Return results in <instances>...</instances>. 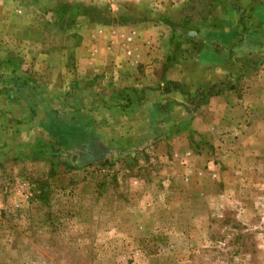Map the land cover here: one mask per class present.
<instances>
[{
  "label": "rangeland",
  "instance_id": "obj_1",
  "mask_svg": "<svg viewBox=\"0 0 264 264\" xmlns=\"http://www.w3.org/2000/svg\"><path fill=\"white\" fill-rule=\"evenodd\" d=\"M188 8L175 57H197V32L240 42L241 66L164 82L177 97L154 113L128 107L146 89L125 91L92 114V160L0 95V264H264V0Z\"/></svg>",
  "mask_w": 264,
  "mask_h": 264
},
{
  "label": "crops",
  "instance_id": "obj_2",
  "mask_svg": "<svg viewBox=\"0 0 264 264\" xmlns=\"http://www.w3.org/2000/svg\"><path fill=\"white\" fill-rule=\"evenodd\" d=\"M188 1L0 0V95L7 93L9 104L24 97L34 131L92 160L91 133L100 123L92 114L113 112L110 102L119 107L118 97L146 89L151 97L132 102L128 107L135 110L125 109L154 113L177 97L162 93L164 82L219 83L241 66L240 42L217 36L206 42L197 32L190 38L197 57H175L172 38L181 25L176 20L189 15ZM190 41L185 51H191Z\"/></svg>",
  "mask_w": 264,
  "mask_h": 264
},
{
  "label": "trees",
  "instance_id": "obj_3",
  "mask_svg": "<svg viewBox=\"0 0 264 264\" xmlns=\"http://www.w3.org/2000/svg\"><path fill=\"white\" fill-rule=\"evenodd\" d=\"M188 17V15L185 17V18H187ZM84 135H82V137H83Z\"/></svg>",
  "mask_w": 264,
  "mask_h": 264
}]
</instances>
